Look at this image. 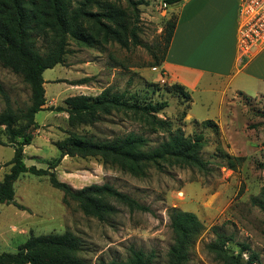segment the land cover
<instances>
[{"label":"rangeland","instance_id":"obj_1","mask_svg":"<svg viewBox=\"0 0 264 264\" xmlns=\"http://www.w3.org/2000/svg\"><path fill=\"white\" fill-rule=\"evenodd\" d=\"M143 1L145 4L139 6L141 46L85 48L68 41L63 63L43 72L47 106L35 114L32 141L23 147L24 164L46 169L47 163L59 156L55 143L68 131L97 141L134 132L148 139V148L166 138V134L150 132L122 113L113 112L93 125L71 128L67 113L49 110L64 106L68 96H96L111 88L130 102H166L157 117L171 122L173 128L180 127L186 136L203 135L200 157L208 162L207 169L163 165L148 168L143 177H134L103 166L98 158L64 156L55 169L58 180L74 189L107 183L148 210L129 212L114 204L116 213L100 221L85 216L74 202L64 204L62 193L52 188L46 177L24 173L14 182L13 203L0 204V253L16 252L29 236L69 231L81 240L79 257L86 264L125 261L129 248L152 252L154 264H166V253L173 243L168 213L177 208L194 213L204 226L189 251L188 264H220L203 249L214 239V230L229 237L225 247L229 254L239 255L244 264L250 258L252 264H264V212L258 204L264 202V95L254 96L250 91L246 96L232 90L221 95L217 89L199 88L190 94L188 103L163 79L160 66H152L160 61L164 28L166 22L174 20L175 11L162 0ZM82 78L88 82L71 85ZM0 86L13 109L29 105L28 86L1 64ZM4 108L0 95V112ZM205 120L214 121L218 133L202 127L200 122ZM13 149L0 127V180L9 170Z\"/></svg>","mask_w":264,"mask_h":264},{"label":"trees","instance_id":"obj_2","mask_svg":"<svg viewBox=\"0 0 264 264\" xmlns=\"http://www.w3.org/2000/svg\"><path fill=\"white\" fill-rule=\"evenodd\" d=\"M182 1L162 0V3L171 6ZM142 4H145L143 0H0V64L18 75L30 92L29 105L23 110H16L0 86L5 104L0 112V127H3L8 142L14 147L9 170L0 180V204L13 203L14 182L28 173L46 177L49 185L62 193L64 204L74 202L85 216L100 221L116 213L114 204L124 206L129 212L148 210L107 183L74 189L58 180L55 169L64 156L98 158L103 166L116 167L134 177H143L148 168H161L163 165L199 171L207 169L208 162L200 157L203 135L186 136L180 127L173 128L171 122L157 117L167 106L166 102H130L124 99L123 93H115L111 88L103 89L96 96H68L63 100L64 106L49 110L67 113L71 128L93 125L101 116H109L113 112L122 113L150 132L166 134V138L156 147L148 148V139L134 132L97 141L68 131L62 140L55 143L59 156L49 161L46 169L24 164L23 147L32 141L30 132L36 128L34 116L45 105L43 72L63 63L68 41L85 48L107 44H116L122 49L141 46L138 34L139 6ZM175 21L174 18L166 22L165 48L159 63L152 66H161ZM87 82V78H82L71 85L79 86ZM170 87L188 103L191 102L190 95L182 86L172 84ZM200 125L218 133L217 124L212 120L202 121ZM225 157L234 160L227 155ZM261 166L264 168V159ZM258 204L264 212V202ZM168 220L173 243L166 253V264H188L189 251L204 226L194 213L177 208L169 210ZM213 232L214 239L204 245V251L220 264H244L239 255L226 251L229 237L215 230ZM81 249V240L69 231L29 236L16 252H1L0 264H86L79 257ZM155 258L152 252L129 248L125 261L100 260L96 264H154ZM252 260L250 258L245 264H252Z\"/></svg>","mask_w":264,"mask_h":264},{"label":"crops","instance_id":"obj_3","mask_svg":"<svg viewBox=\"0 0 264 264\" xmlns=\"http://www.w3.org/2000/svg\"><path fill=\"white\" fill-rule=\"evenodd\" d=\"M239 2L183 0L168 6L176 21L160 66L163 79L189 95L199 88L264 95V48L249 58L238 51Z\"/></svg>","mask_w":264,"mask_h":264},{"label":"built area","instance_id":"obj_4","mask_svg":"<svg viewBox=\"0 0 264 264\" xmlns=\"http://www.w3.org/2000/svg\"><path fill=\"white\" fill-rule=\"evenodd\" d=\"M238 13L237 47L249 58L264 48V0H240Z\"/></svg>","mask_w":264,"mask_h":264}]
</instances>
